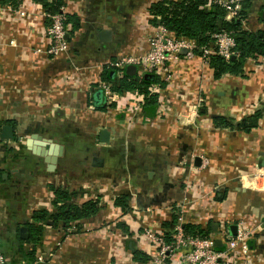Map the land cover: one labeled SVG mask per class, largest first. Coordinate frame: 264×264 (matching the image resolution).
<instances>
[{
    "label": "crops",
    "instance_id": "obj_1",
    "mask_svg": "<svg viewBox=\"0 0 264 264\" xmlns=\"http://www.w3.org/2000/svg\"><path fill=\"white\" fill-rule=\"evenodd\" d=\"M61 1L69 49L53 57L46 53L49 18L42 3L0 0V133L4 125L13 128V138L0 137V171L8 172L0 181V242L8 263L18 264L22 248L30 247L20 229H27L31 212L53 209V185L71 191L78 204L98 199L99 210L65 229L45 224L35 252L44 253L40 264H171L157 262V248L143 234L149 228L171 236L181 208L184 223L212 227L217 247L222 231L234 235L245 224L253 230L248 243L256 264H264V55L248 57L238 75L215 78L200 54L181 53L171 79L156 84L158 106L148 117L141 95L112 88L114 99L108 98L101 84L109 61L147 51L157 26L148 8L158 0ZM263 11L264 0H249L244 29L264 31ZM110 75L112 85L118 77ZM256 110L258 125L238 129ZM216 117L232 126L216 125ZM103 127L111 132L107 144L98 140ZM51 143L64 145L62 163L34 153L33 147L53 154ZM120 195L129 211L114 205ZM133 250L149 259L137 260Z\"/></svg>",
    "mask_w": 264,
    "mask_h": 264
},
{
    "label": "trees",
    "instance_id": "obj_2",
    "mask_svg": "<svg viewBox=\"0 0 264 264\" xmlns=\"http://www.w3.org/2000/svg\"><path fill=\"white\" fill-rule=\"evenodd\" d=\"M39 1L48 13L59 11L62 5L61 0ZM248 3L249 0H243L242 9L237 19H226L225 11L219 6L205 7L204 0H158L149 5L148 11L151 24L165 27L174 37L194 39L197 43L196 54H201L203 48L213 46V33L222 30L230 31L236 41L235 49L238 51V55L226 60L218 54H210L208 59L214 77L220 78L226 73L240 74L248 57L255 54L264 55V31L251 32L244 29L242 25L243 20L247 17ZM115 70L113 67H107L102 74V80L107 83L114 82L116 78L110 74L114 73ZM154 83L160 84L162 87L165 85V82L160 80L157 75L149 74L138 77L137 75L126 74L124 71V74L111 87L117 93L135 91L141 94L144 98L143 114L152 117L157 110L159 100L157 92L150 93L149 88ZM260 117L261 112L256 110L251 115L241 119L236 126L242 131L249 132L258 125ZM214 121L219 126H232L224 118L216 117ZM3 173L0 171V181L6 182L8 178H3ZM49 189L53 194L51 201L53 209L51 211L46 208L34 209L25 224L27 237L20 238L17 236L22 243L30 244L29 248H22L21 250L25 261H32L35 258L36 245L45 224L65 229L74 222L95 215L99 210L98 199H88L78 204L72 200L73 193L68 189L53 185H49ZM114 205L119 206L123 212L129 211L126 195L116 196ZM175 222L176 215L171 224L173 225ZM117 225L128 235L132 234L124 223L118 222ZM183 231L191 237H207L212 234V227L210 225L203 227L197 223L186 222L183 224ZM165 233L167 241L171 242L173 238L169 234L170 231ZM133 256L140 261L149 259L148 256L138 250H133Z\"/></svg>",
    "mask_w": 264,
    "mask_h": 264
},
{
    "label": "built area",
    "instance_id": "obj_3",
    "mask_svg": "<svg viewBox=\"0 0 264 264\" xmlns=\"http://www.w3.org/2000/svg\"><path fill=\"white\" fill-rule=\"evenodd\" d=\"M205 7L212 5L219 6L225 11L226 19H237L242 9L243 0H204ZM19 14L23 11L17 7H7ZM49 18L47 36L49 45L46 53L55 57L59 56L69 49L68 39V17L63 7L53 13L46 12ZM214 39L212 47L202 49L200 54L204 60L208 61L210 54H218L229 60L237 56L235 49L236 41L230 31L222 30L212 34ZM148 48L142 54H125L113 61L108 62L109 67L116 70L118 79L124 74L128 65H136L138 77L145 74L157 75L160 80L167 82L172 77V63L177 62L181 57V50H185L183 57L193 58L196 55L197 43L194 39L186 37H174L165 27L157 25L151 31L147 39ZM154 83L150 86V93L159 94L160 84ZM101 89L108 98L114 99L112 87L108 83H102ZM135 94H139L134 92ZM141 95V94H139ZM113 96V97H112ZM142 96V95H141ZM142 96V100H143ZM200 104L195 103L191 109L193 113L197 111ZM260 176L257 171L254 177ZM180 206V205H179ZM181 207V206H180ZM184 219L182 208L176 215V222L172 225L171 237L173 240L168 242L163 233L144 230V236L152 242L157 248V262L168 259L171 264H256V254L250 248L248 241L252 239L253 230L245 224L237 227L234 235H229L226 230L222 231V247L215 245V237H191L183 231ZM60 242H56L59 246ZM44 261V253L35 255L32 261L22 260L18 264H40ZM0 264H9L0 242Z\"/></svg>",
    "mask_w": 264,
    "mask_h": 264
},
{
    "label": "water",
    "instance_id": "obj_4",
    "mask_svg": "<svg viewBox=\"0 0 264 264\" xmlns=\"http://www.w3.org/2000/svg\"><path fill=\"white\" fill-rule=\"evenodd\" d=\"M262 14H264V11H263ZM65 37L68 39V34H66ZM181 53H185V50L184 49L181 50ZM136 70H137L136 65L131 64V65L126 66L125 73L133 75V74H135ZM145 75L148 76L149 74H145ZM110 134H111V132L109 131V129L107 127L101 128L99 130V132H98L99 143H102V144L109 143L110 142ZM0 137L2 139H4V138H13V128H12V126H10V125L2 126ZM48 140L51 141V139H48ZM29 142H30V140H28V143ZM50 148L53 150V154H49L45 150V148H42V149H37L36 148L35 149V147H33V151H34V153L42 155L45 162H50V163L59 162V163H62L63 162V157L66 154V151L64 149V145L63 144H57V143H51ZM98 153H99L98 151H93L92 152V154L94 156L93 160H92V165H98V161L101 162V159L97 158ZM198 160H199L198 158H195L196 164H198ZM12 171H17V169H13ZM20 171H21V173L23 175L24 172H25V169L23 168ZM3 177L7 178L8 177V172H4L3 173ZM16 182H20V180H17ZM26 231H27V229L25 227H22L20 229V237L24 238ZM231 232L233 234L236 232V227L234 225L231 226Z\"/></svg>",
    "mask_w": 264,
    "mask_h": 264
}]
</instances>
